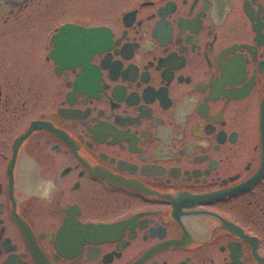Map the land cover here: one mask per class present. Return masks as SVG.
<instances>
[{"label":"flooded vegetation","instance_id":"flooded-vegetation-1","mask_svg":"<svg viewBox=\"0 0 264 264\" xmlns=\"http://www.w3.org/2000/svg\"><path fill=\"white\" fill-rule=\"evenodd\" d=\"M263 104L264 0H0V264H264Z\"/></svg>","mask_w":264,"mask_h":264},{"label":"water","instance_id":"water-1","mask_svg":"<svg viewBox=\"0 0 264 264\" xmlns=\"http://www.w3.org/2000/svg\"><path fill=\"white\" fill-rule=\"evenodd\" d=\"M63 31V30H62ZM76 47V46H75ZM69 48H70V46H69ZM87 49H88V47H87ZM90 52H89V54H91L92 53V47H90ZM263 106H264V104H263ZM262 119H263V123H264V109H263V116H262ZM35 127H37V123L36 122H34V123H32V125H31V127L27 130V132L26 133H24L22 136H20L18 139H17V142H19L20 140H22L24 137H26L27 135H28V133L32 130V129H34ZM263 128H264V124H263Z\"/></svg>","mask_w":264,"mask_h":264},{"label":"rangeland","instance_id":"rangeland-1","mask_svg":"<svg viewBox=\"0 0 264 264\" xmlns=\"http://www.w3.org/2000/svg\"><path fill=\"white\" fill-rule=\"evenodd\" d=\"M48 82V81H47Z\"/></svg>","mask_w":264,"mask_h":264}]
</instances>
